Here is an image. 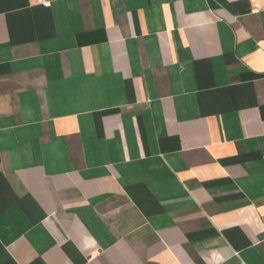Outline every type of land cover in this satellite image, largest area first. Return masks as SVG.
I'll use <instances>...</instances> for the list:
<instances>
[{
	"label": "crops",
	"instance_id": "1",
	"mask_svg": "<svg viewBox=\"0 0 264 264\" xmlns=\"http://www.w3.org/2000/svg\"><path fill=\"white\" fill-rule=\"evenodd\" d=\"M0 264H264V0H0Z\"/></svg>",
	"mask_w": 264,
	"mask_h": 264
}]
</instances>
